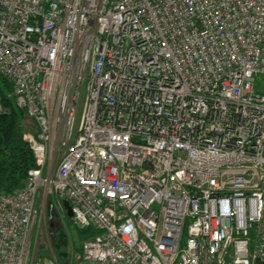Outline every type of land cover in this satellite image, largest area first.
Listing matches in <instances>:
<instances>
[{
    "label": "built area",
    "instance_id": "2783aa9c",
    "mask_svg": "<svg viewBox=\"0 0 264 264\" xmlns=\"http://www.w3.org/2000/svg\"><path fill=\"white\" fill-rule=\"evenodd\" d=\"M0 74L36 125L0 264L40 193L98 231L73 264H264V0H0Z\"/></svg>",
    "mask_w": 264,
    "mask_h": 264
},
{
    "label": "trees",
    "instance_id": "16d2710c",
    "mask_svg": "<svg viewBox=\"0 0 264 264\" xmlns=\"http://www.w3.org/2000/svg\"><path fill=\"white\" fill-rule=\"evenodd\" d=\"M12 89L11 82L0 74V102L5 109L0 112V194L13 193L19 189L24 184L28 171L35 167L31 149L28 148L26 142L21 140V126L24 127L22 121L27 114L14 104L13 99L8 98ZM67 219L73 218L67 216ZM66 227H69L68 232L59 222L52 228L53 249L60 257L66 255V252H62L61 248L68 249L72 245L70 243L72 235L80 240V250L83 241L98 233L91 226L81 228L71 224Z\"/></svg>",
    "mask_w": 264,
    "mask_h": 264
},
{
    "label": "rangeland",
    "instance_id": "374dc122",
    "mask_svg": "<svg viewBox=\"0 0 264 264\" xmlns=\"http://www.w3.org/2000/svg\"><path fill=\"white\" fill-rule=\"evenodd\" d=\"M261 83L262 80H259ZM9 99H12L11 94L8 95ZM1 105V102H0ZM5 109L1 105V111ZM76 123V122H75ZM21 126V140L25 142L24 137L29 133H34L36 125L34 121L25 116ZM50 165L51 169L56 166V151L55 148L52 150ZM37 212L33 222L31 231V259L35 264H73L78 259L80 253V240H77L74 235L70 239V247H62L61 251L66 252V255L58 256L57 252L53 249V226L58 225L59 222L63 224L66 231L68 232L71 224L77 225L73 219L68 220L65 213L64 207L57 204V201L52 193H47L45 197L40 193L37 201ZM53 223V225H51ZM66 224V225H65ZM78 226V225H77ZM69 234V233H68Z\"/></svg>",
    "mask_w": 264,
    "mask_h": 264
},
{
    "label": "water",
    "instance_id": "95a60500",
    "mask_svg": "<svg viewBox=\"0 0 264 264\" xmlns=\"http://www.w3.org/2000/svg\"><path fill=\"white\" fill-rule=\"evenodd\" d=\"M62 205L64 207V210H65L66 215L68 217H71L72 216V213H71V210H70V207H69L68 203L66 201H63Z\"/></svg>",
    "mask_w": 264,
    "mask_h": 264
}]
</instances>
